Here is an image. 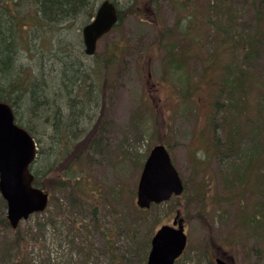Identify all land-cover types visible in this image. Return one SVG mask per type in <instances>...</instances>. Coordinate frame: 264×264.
I'll list each match as a JSON object with an SVG mask.
<instances>
[{"label": "rangeland", "instance_id": "obj_1", "mask_svg": "<svg viewBox=\"0 0 264 264\" xmlns=\"http://www.w3.org/2000/svg\"><path fill=\"white\" fill-rule=\"evenodd\" d=\"M180 1L159 0V16L137 5L136 14L98 42L95 56L82 54L83 64L99 74V59L122 50L101 73L99 113L71 145L75 158L69 160L60 141L51 158L63 164L67 151L63 168L75 163L74 181L62 189V177L50 176L47 209L17 229L0 228V264H147L154 233L176 215L188 243L175 264H211L224 252L230 264H264V179L257 182L264 177V0ZM115 2L119 8L132 3ZM82 27L64 25L59 45L75 33L83 46ZM234 39L247 45L236 49ZM25 48L23 62L32 63ZM208 59L218 65L207 67ZM226 79L241 82L249 109L245 126L227 130L221 121L226 116L235 125L232 112L216 110L217 102L234 103L220 94ZM158 144L169 150L185 190L142 210L139 179ZM6 215L0 194V220Z\"/></svg>", "mask_w": 264, "mask_h": 264}, {"label": "trees", "instance_id": "obj_2", "mask_svg": "<svg viewBox=\"0 0 264 264\" xmlns=\"http://www.w3.org/2000/svg\"><path fill=\"white\" fill-rule=\"evenodd\" d=\"M131 2L129 6L119 8L118 25L129 15L136 14L135 7L141 3L149 6L155 16H159V0H131ZM173 2L178 3L180 0ZM98 5L99 0H0V101L11 105L19 125L34 138H36L35 133L39 135L37 137L39 151L31 169L35 176L34 185L44 191L50 188L45 184L46 180L49 183L50 176L62 177V181L57 183L62 189L74 181L70 172L74 170L75 163L70 161L67 168H63L65 155L69 152V160L75 158L77 147L73 148L71 145L78 143L83 131L90 127L99 113V87L103 88L102 84L105 82L101 73L104 69L107 70L122 53V50L119 52L113 50L110 56L106 54L103 60L99 59V69L102 71L96 74L81 61L84 49L75 33H69L72 42L59 45L63 26L75 22L81 23L82 26L87 24L94 16ZM37 36L40 37V44L37 47L34 44L35 46L32 47V40ZM51 41L56 42L52 44ZM202 41V39L199 41L198 46L203 45ZM56 43L59 47L55 55L45 59L46 52L47 54L53 52ZM220 43L223 49L221 53H225L226 43L223 40ZM42 44L48 45L42 48ZM219 44L216 43L215 47ZM245 45H247L246 39H234L233 46H236V49ZM26 46L30 47L29 53L34 54L32 63L23 62L22 55L26 52ZM223 55L219 54L217 59L222 60ZM210 61L204 60V63H208L207 67L218 65ZM35 65L38 68L35 69ZM239 78L241 79L242 76ZM220 94L234 100L231 105H226L222 101L217 102V113L232 112L230 115L235 118V125L229 126L227 125L230 122L229 117L224 116L221 121L222 129H225L224 126H226L225 130L239 128L240 125L245 126L243 122L244 118L247 119L246 113L249 109L246 105V89L241 82L239 84L235 80L232 83L230 79L224 80ZM231 137H235V130H232ZM92 138L89 136L88 142L96 141ZM58 141L68 146V152L64 151L61 154L64 155L63 164L59 163V159L51 163ZM41 168L46 170L39 173ZM263 179V176L262 179L260 177L257 180L258 184ZM75 180L78 182L80 178ZM256 217L257 214H254L253 220H256ZM9 226L5 217L0 220V228Z\"/></svg>", "mask_w": 264, "mask_h": 264}, {"label": "water", "instance_id": "obj_3", "mask_svg": "<svg viewBox=\"0 0 264 264\" xmlns=\"http://www.w3.org/2000/svg\"><path fill=\"white\" fill-rule=\"evenodd\" d=\"M118 23V9L103 1L93 19L83 27L85 54L93 56L97 43ZM37 146L30 133L15 122L12 107L0 101V193L7 203V219L13 228L30 215L43 212L49 194L33 185L31 166ZM181 178L164 145L151 150L138 185L137 204L149 208L183 192ZM177 226V228H176ZM187 245L183 219L177 215L173 226L163 225L153 236L147 264H174Z\"/></svg>", "mask_w": 264, "mask_h": 264}, {"label": "flooded vegetation", "instance_id": "obj_4", "mask_svg": "<svg viewBox=\"0 0 264 264\" xmlns=\"http://www.w3.org/2000/svg\"><path fill=\"white\" fill-rule=\"evenodd\" d=\"M230 261H232V259H229L226 255V252H224L221 257H216L214 261H211V264H230Z\"/></svg>", "mask_w": 264, "mask_h": 264}, {"label": "bare ground", "instance_id": "obj_5", "mask_svg": "<svg viewBox=\"0 0 264 264\" xmlns=\"http://www.w3.org/2000/svg\"><path fill=\"white\" fill-rule=\"evenodd\" d=\"M104 1H105V0H104ZM112 1H114V2H115V0H112ZM102 2H103V1H102ZM102 2H101V3H102ZM115 3H116V2H115Z\"/></svg>", "mask_w": 264, "mask_h": 264}]
</instances>
